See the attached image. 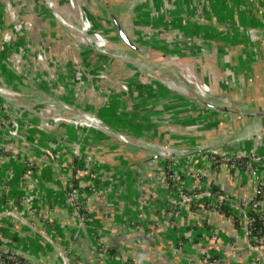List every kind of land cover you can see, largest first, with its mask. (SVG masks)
Listing matches in <instances>:
<instances>
[{
	"label": "crops",
	"instance_id": "obj_1",
	"mask_svg": "<svg viewBox=\"0 0 264 264\" xmlns=\"http://www.w3.org/2000/svg\"><path fill=\"white\" fill-rule=\"evenodd\" d=\"M57 1L65 2L60 11L64 17L81 23L77 8L73 10L68 0ZM81 2L88 9L96 1ZM133 3L134 0H110L99 7L98 14L89 16L104 33L115 29L109 18L111 13L122 19L132 12L125 18L127 31L131 37L135 32L140 34L145 43L143 54H148L152 62L131 58L144 70L159 76L160 81L151 87H157V92L150 94L145 89L135 110H130L128 100L119 94L107 95L108 80H100L97 86L100 93L108 96L107 105L102 107L100 93H92L86 99L88 113L98 114L106 126L132 139L138 137L136 141L150 147L162 143L176 149L215 147L213 151L235 155L238 158L234 162L212 163L206 157L209 151L196 153L181 158V162L198 160L194 169L186 170L176 164L173 170L178 172L187 191L204 200L210 193L218 192L240 204L258 199L264 210V163L250 157L257 146L255 137L227 142L237 129L248 124L251 130L257 127L264 138V118L228 115L204 105V100H209L232 109L264 111V43L259 42L264 35V0H202L201 13L189 0H179L174 5L169 0H138L131 11ZM157 8H165L169 17L167 22L160 19V24L196 33L204 41L205 51L192 56L163 40L147 38L146 24ZM109 38L120 40L118 34ZM62 44L60 48H64ZM89 46L84 45L82 52L84 64L91 67L99 55ZM59 53L62 55L57 56V69L53 71L67 69L63 74L68 77L67 66H61L67 53L64 49ZM128 55L133 56L132 52L120 51L121 57L130 58ZM101 59L111 60L107 56ZM40 63L33 62L37 66ZM40 73L41 70L36 71V79ZM5 76L0 73V84L20 92L36 90L45 97L43 92L48 88L36 85V79ZM119 79L127 81L125 77ZM130 80L146 82L136 76ZM225 80L231 81L229 86ZM204 82L209 83V92L200 87ZM4 92L6 95L0 92L1 253L14 251L28 264H61L58 249L35 232L29 222L44 231L63 253H68L70 264H248L253 258L264 264V248L258 252L250 249V242L256 241L248 237L244 215L232 216L196 202L181 204L180 213L174 218L163 213L164 194L152 198L149 179L167 161L148 160V152L127 146L108 134L98 137L95 130L49 120L46 127L52 140L34 126L21 128V137H11L9 125L2 118L10 115L9 102L15 99L10 91ZM21 94H17L19 100L24 98ZM163 114L176 120L173 128L182 135L169 134ZM32 117L34 124L40 120L36 113ZM188 138L192 139L189 146L182 143ZM77 143H81L84 163L73 155ZM49 145L56 155L45 153ZM256 152L264 156V139ZM89 158L103 163L105 168L104 181L96 191L91 186L93 175L88 174L85 166ZM68 180L80 187L92 222L90 228H80L76 211L66 201L64 189ZM8 212L17 214H5Z\"/></svg>",
	"mask_w": 264,
	"mask_h": 264
},
{
	"label": "built area",
	"instance_id": "obj_2",
	"mask_svg": "<svg viewBox=\"0 0 264 264\" xmlns=\"http://www.w3.org/2000/svg\"><path fill=\"white\" fill-rule=\"evenodd\" d=\"M96 1L95 4H92L89 6V8L92 10L94 7H103L104 5L106 6L109 0H94ZM138 0H134V3L132 4V8L135 4V2ZM179 0H169L170 5H174L177 3ZM190 3L194 6L195 10L197 13L202 12V3L201 0H189ZM70 5L73 8H77V11L80 14V19L81 23L80 24H75L71 22L70 20L64 18L63 15L58 14L57 9L55 8V3L52 0H49V3L51 6L49 7L50 9H53L52 11L49 9V14H53L56 18H58L59 22L68 30L70 31L72 35V40L75 42V37L77 33L81 35V37H86L89 33L93 35V46H96L97 48L105 47L107 43L109 42V36H106L101 33L93 21L90 19L88 9L81 4L80 0H68ZM47 7V6H46ZM163 20L164 22H167L169 17L166 16V10L165 8H157L155 9L151 16L149 21L147 22L146 32H144L145 36H148L149 38H156L165 41V43L169 46L172 47H177L181 48L185 53H188L192 56L197 55L199 52L205 51V43L202 39H200L196 33H190L188 31L184 30H179L176 28L171 27L170 24L166 23L165 25H162L159 23V20ZM15 27V33L10 32L3 38V44L5 46L3 52H4V57L6 59L5 63L7 66H9V70L11 73L13 71H16L12 69L10 66L17 67L18 69L20 68V64L25 65V67H32L30 65L29 60L31 59L30 53H35V60L36 61H42L45 55V50L44 51H32L31 49V43L30 38L27 37L24 38V40L18 41L16 36L19 31V27ZM26 32H30L31 26L29 25V22L26 21V25L22 27ZM77 32V33H76ZM76 34V35H75ZM79 35V36H80ZM140 36V35H139ZM136 37L134 39L136 42L143 43L140 39V37ZM264 43V35H262L259 38V42ZM76 43V42H75ZM145 44V43H143ZM52 63H56L57 60H52ZM67 63V61H66ZM78 64L79 61L75 58L73 59L72 62H68V67L70 64V70L72 72H68V77L65 79L66 81H62L59 78H55L54 75L50 77V75L41 70L40 76L36 79L38 85H46L50 94L53 95V97L48 98V101L50 103H55L56 99L61 100V98H66V96H69V93L73 94V107L77 106L79 103L80 97L83 95L82 91V86H86L87 84H84V78L87 76L88 79V85L92 84V89L95 91L94 85L96 84V87L98 82L100 80H108L107 75L104 73V71H100L95 68L96 72L88 70L85 66V68H81L79 70L74 69V64ZM67 65V64H66ZM135 71V75L138 79H142L144 76H147L151 79L150 83L144 82L141 83L139 82H133L131 80H125V81H116L114 84H111V87L109 86L108 92L106 93L108 95H115L119 94L123 98L128 100L129 109H134L136 108V103L140 97H142L145 93V89H148L149 93H154L157 92V87L152 89L153 83L160 81L159 79H156L152 77L149 73H144L138 64V62L132 61L130 64ZM94 69V68H93ZM92 71V72H91ZM141 71L143 74H141ZM14 74V73H13ZM28 75L29 74H25ZM61 83H64L66 87H63L60 85ZM73 87L70 88V86ZM231 83L230 80H225V84L229 86ZM198 84V83H196ZM202 85V86H201ZM200 85V87L203 88L204 91L209 92L210 91V86L209 83L204 82ZM55 87V88H53ZM67 88V89H66ZM151 89V90H150ZM2 90L0 89V92ZM96 92V91H95ZM55 99V100H53ZM36 101V100H35ZM70 101V100H69ZM28 104H24L21 106H18L15 101L9 102L10 107V115L5 119L2 118V121L7 123L9 125V134L11 137L13 136H23L21 132V128L29 129L32 128L33 126L36 127L40 132H44L45 135L50 139H54L51 137V133L48 132L47 130V123L46 120H49L51 122H54L55 124H72L75 125L76 127H82L85 130H95L96 134L98 137H100L103 134H108L114 138L120 139L118 135H116L110 127L106 126L102 120V118L98 114H93L92 116L97 118L96 120H90L86 118L85 116H80L78 114L72 113L71 106H66L65 108H57L56 106L54 107L53 104L50 103H42L40 102H33V100L30 99L28 101ZM107 105V102L104 101L102 107ZM78 112L85 113L87 115H91L88 113V109L86 108H77L76 109ZM36 112L39 114L40 120L37 121L35 124L31 121L32 120V112ZM71 114V116H70ZM164 115V114H163ZM163 123L168 125V131L171 135H176V130L173 128L175 125H177L176 120H174L172 117L169 115H164L163 117ZM163 124V125H164ZM162 126V125H161ZM196 129V126L193 127ZM119 133L123 136H125L128 139H132L131 136L126 135L122 132L119 131ZM255 139L257 142V146L253 148V151L250 153V157L253 159H256L258 161H263L264 163V156L259 155L256 151L258 150V147H260L263 143V134L261 132L255 133ZM138 144L145 145L150 147L148 144H142L139 141L138 137L135 139H132ZM191 139L188 138L186 140H183L182 143H185L186 145H190ZM193 147V145L191 146ZM157 149L161 150H172V151H188L191 150V148H182V149H176L171 145L167 144H159L156 147ZM194 148V147H193ZM197 148V147H196ZM195 149V148H194ZM45 153L48 155H56L55 150L53 149L52 145H49ZM258 155V156H251V155ZM73 155L74 157H77L79 160H81L83 163V153H82V147L81 143H77L74 147L73 150ZM207 159L211 161L212 163H218V162H234V160H237L238 157L235 155H230L227 153H222V152H217V151H209L206 155ZM164 162L163 165H159V168L156 169L154 174L150 177V190H149V195L154 198L156 197L159 193L163 192V196L165 198V209L163 210V213L170 217L174 218L176 217L179 213V206L181 204H188L192 202H196L197 204H201L204 206L211 207L213 209H219L222 210L224 207V210L228 212V214H231L232 216L236 214H242L245 216L247 219V234L248 237L253 235L252 234V228L251 224L254 221V217L252 216V213L255 212L260 215L261 219L264 220V210L259 207V201L258 199H254L252 203L250 204H240L238 202H235L234 199H232L230 196L223 194V193H218V192H212L209 194L208 197L205 196V200L203 197H199V194H194L193 192H189L186 189V186L183 181H181L179 177L178 172H175L173 170L174 165L180 164L185 168L186 170L189 169H194L196 165L198 164V160H185L181 162V158H161ZM161 159H158L161 161ZM157 160V161H158ZM88 162V164H87ZM200 162V161H199ZM103 164V163H102ZM101 164L99 161H95L93 158H89L88 161H85V166H88V174H91V186H93L94 191H96L97 187L101 186V181H104V174L103 170L105 169L104 166ZM260 189L263 190V187H260ZM65 194H66V201L67 203L73 208L74 211H76V214L78 218L80 219V228L83 227H88L90 228L91 225V218L89 214L86 212V207H85V201L81 197V192H80V187L76 185V183L72 180H68L66 185H65ZM208 198V199H206ZM201 199V200H200ZM144 205V204H142ZM46 221V220H44ZM148 226V225H146ZM264 234V233H263ZM0 236H2V233L0 232ZM1 239V238H0ZM264 248V244H259V243H253L252 241L250 242V249L252 252H258ZM66 257L69 260L68 253H65ZM0 264H28V263H23L19 257L18 254L14 251H7L5 253L0 252ZM61 264H66L64 260H62ZM248 264H258L257 260L255 258L251 259Z\"/></svg>",
	"mask_w": 264,
	"mask_h": 264
},
{
	"label": "rangeland",
	"instance_id": "obj_3",
	"mask_svg": "<svg viewBox=\"0 0 264 264\" xmlns=\"http://www.w3.org/2000/svg\"><path fill=\"white\" fill-rule=\"evenodd\" d=\"M55 3V8L59 9V13L61 14V10L62 9L61 5H63L65 2L62 1L61 3H58L57 0H52ZM81 1V0H80ZM110 2V0L108 1V3ZM202 3V0H201ZM81 4H83L81 2ZM51 6V4L49 3V0H0V73L3 76H12L13 78H17V79H26L27 81H32L33 79H36V71L38 70H42L47 72L50 77H52V75H54L55 78H59L62 81H66L65 78H67L63 73L66 74L67 69L65 71H61V70H54L57 69V65L58 63H52V60H57V56L58 55H62L61 53H59L62 49H64L67 53V56L65 55V58L67 60H65L64 62H62V65H65L68 68V72H72L70 70V64L68 67V62H72L73 59H77L79 61V63L74 64V69L75 70H79L81 68H87V72L88 70L94 71V73L96 72L95 68L100 70V71H104V73L107 75L108 77V85L111 87V83L113 82V84L116 81H125V80H120L119 78H126L127 80H130L133 78V76L135 75L134 73V69L129 66L128 64H130L133 59H139V62L142 63H151V57L148 54H133V56L128 55L130 58H124L120 56V51H129L132 52L124 43L121 42V40L116 41L113 39H110V36H114L117 35V31L114 29V31L111 30H107L106 32H102L104 35L106 34L107 36H109L108 38L110 39V41L107 43V45L105 47H101V48H97L96 46H93V44H91V42L93 43V35L91 33H89L86 37H81V35L79 33H77L76 37H75V42L71 39L72 37V33L70 31H68L58 20V18H56L53 14V9H50L49 7ZM84 5V4H83ZM47 6V7H46ZM49 6V7H48ZM52 11L53 14H49V9ZM73 9V7H72ZM98 9L99 7H94L92 10L88 9L89 13H95L98 14ZM75 10V9H73ZM77 10V9H76ZM132 12L127 13V16L125 15L124 17H120L121 21H124L125 27L126 29H128V24L126 23L127 20L125 18H127L128 16H131ZM62 15V14H61ZM66 18V17H64ZM111 18V17H109ZM124 18V19H123ZM67 19V18H66ZM70 19V18H69ZM53 20L56 21V23H53ZM26 21L29 22V25L31 26V30L30 32H26L22 27L24 25H26ZM70 21H72L70 19ZM53 23V24H52ZM19 27V31L17 33V40L18 41H23L25 37H27V41L28 38H30V42L32 45V51H44L45 50V55L42 61H36L35 60V53H30L31 59L29 60L30 65H32V67H25V65L20 64V68L18 69L17 67L14 66H10L12 69L16 70L13 71V73L10 72L9 70V66H7V64L5 63L6 59L4 57V44H3V38L9 34L10 32L15 33V27ZM107 26V25H106ZM144 28V27H143ZM147 26L145 27L146 30ZM144 30V32H145ZM148 30H146L147 32ZM80 35V36H79ZM105 35V36H106ZM140 35V34H139ZM138 36V35H136ZM59 37V38H58ZM147 38H149L148 36H146ZM26 39V38H25ZM63 43V44H62ZM61 44L64 45V48H60ZM139 44L145 45L143 43ZM85 46H92L95 53H97L98 59L96 63H94L91 67L87 66L84 64L85 60L83 58V48ZM89 46V47H90ZM92 51V50H91ZM110 57L111 60H109L110 62H105L104 60L101 59V57ZM41 62L38 66L34 65L33 62ZM67 61V63H66ZM45 64V66L43 67L42 65ZM141 67V66H140ZM50 68V69H48ZM94 68V69H93ZM142 71L144 73H149L150 75H152V77L159 79L158 75H154V73H151L150 71H146L144 70V68H141ZM91 71V72H92ZM141 71V74H143V72ZM29 74L25 75V74ZM114 73V74H112ZM127 75H129L128 77H126ZM5 76V77H6ZM62 76V78H61ZM39 76H37L38 78ZM146 80L147 83H150L151 79L147 76H144L142 78V80ZM36 81V80H35ZM107 81V79H106ZM110 81V82H109ZM110 83V84H109ZM73 84V83H72ZM84 84H87L86 86H82V91H83V95L80 97V99L78 100L82 105L79 106L77 104L76 108L75 106L73 107V102H75L74 100L71 102L69 101L71 98H73V94L69 93V96H66V98H61V100L59 99H53L55 100V104L57 105L58 108H62V107H66V106H71L73 107L74 110H76L77 108H86L87 109V98L93 93L98 95L99 92V87H96V85H94L95 87V91H93L92 89V84L88 85V79L87 76H85L84 78ZM36 85H38V83L36 82ZM60 85L63 87H66V85L64 83L60 82ZM154 86V85H153ZM73 87L74 84L72 86H70V88H72L73 91ZM0 88H3L1 93L3 95H6L4 91H10V93L13 95V98L15 99V103H17L18 106L24 105V104H28L31 100H33V102H40L42 101V103L46 104V103H50L48 101V98L53 97V95L50 94L49 90L46 89L45 93V97H41L38 92H36V90H27L25 92H20V91H15L14 89L12 90V88L0 84ZM40 89H42L39 86ZM55 88V87H53ZM67 89V88H66ZM30 91V92H29ZM41 91V90H40ZM27 92V93H26ZM42 92V91H41ZM74 92V91H73ZM22 93V94H21ZM109 93V92H107ZM17 94H21L22 97H24L23 99L19 100L17 97ZM108 95V94H107ZM106 94L100 93V97L103 98L102 101V105L104 103V101L106 102L107 96ZM36 100V101H35ZM36 112H32L31 116L33 114H35ZM36 116L39 117V114L36 113ZM71 116V114H70ZM258 130L257 127H253L252 130L250 131V134H247L245 136H243V138H245L246 136H248L249 138H253L255 137V132ZM253 133V134H252ZM247 137V138H248ZM264 139L263 137L261 138V140Z\"/></svg>",
	"mask_w": 264,
	"mask_h": 264
},
{
	"label": "water",
	"instance_id": "obj_4",
	"mask_svg": "<svg viewBox=\"0 0 264 264\" xmlns=\"http://www.w3.org/2000/svg\"><path fill=\"white\" fill-rule=\"evenodd\" d=\"M112 23L114 25V28L116 29L119 39L121 40L122 43H124L131 51L132 54H143V47L136 42L131 35L128 33L124 22L121 21L119 15L111 13L110 14ZM96 49V48H94ZM1 90L3 88H0ZM204 105L207 106L208 108H211L213 110L216 111H222L226 114H230V115H239L242 117H249L251 119H257V118H264V111H243L240 109H232L230 107H228L227 105H223V104H217L214 102H211L209 100H204ZM72 113L78 114L80 116H85L86 118L90 119V120H96L97 118L93 117L92 115H87L85 113H81L78 112L77 110L74 109H70ZM110 129L120 137V141H122L125 145L127 146H131L134 148H138L140 150L146 151L149 153V159L148 160H157L160 158H183V157H188L191 155H195L196 153H201V152H206V151H212L215 147H207V148H203V147H198L195 149H191L188 151H172V150H161V149H157L154 147H148L145 145H141L138 144L137 142H135L132 139H128L125 136L121 135L119 133V131L113 129L110 127ZM251 131L250 128V124L245 125L240 127L239 129H237L236 132H234L230 138L227 140V142H231L234 141L236 139H239L240 137H243L245 135H247L249 132ZM258 130L255 131V133H257ZM260 147H258L259 149ZM253 156H258V155H251ZM3 214V213H2ZM5 214H13L16 215L17 213L15 212H8ZM27 224L35 231L37 232L39 235H41L46 241H48L51 245H53L55 248L58 249V251L60 252L61 256H62V260H64L66 262V264H70L68 258L66 257L65 253L62 252L61 249H59L57 247V245L54 243V241L42 230H40L39 228L35 227L33 224L27 222Z\"/></svg>",
	"mask_w": 264,
	"mask_h": 264
},
{
	"label": "trees",
	"instance_id": "obj_5",
	"mask_svg": "<svg viewBox=\"0 0 264 264\" xmlns=\"http://www.w3.org/2000/svg\"><path fill=\"white\" fill-rule=\"evenodd\" d=\"M176 132H177L176 136L182 135V132H179V131H176ZM140 133H141V131H140ZM222 210H224V207L222 208ZM252 216L254 217V221L251 224V228L253 231L252 232L253 235L251 236V238H253L254 241H256L259 244H264V234H263L264 233V220L261 219L260 215L255 213V212L252 213ZM19 259L22 260L20 257H19Z\"/></svg>",
	"mask_w": 264,
	"mask_h": 264
},
{
	"label": "bare ground",
	"instance_id": "obj_6",
	"mask_svg": "<svg viewBox=\"0 0 264 264\" xmlns=\"http://www.w3.org/2000/svg\"><path fill=\"white\" fill-rule=\"evenodd\" d=\"M90 1V0H89ZM88 2V1H87ZM89 9V8H88ZM93 13V12H92ZM96 13V12H95ZM94 14V13H93ZM98 22V21H97ZM137 25V24H136ZM128 28V27H127ZM129 29V28H128ZM138 30V29H137ZM136 30V31H137ZM136 33V32H135ZM135 33H133L132 34V37H135V36H133ZM136 35V34H135ZM136 38V37H135ZM72 39V38H71ZM212 54V53H211ZM207 55V54H206ZM201 57V56H200ZM212 60V59H211ZM202 62V61H201ZM209 67V66H208ZM211 69V68H210ZM220 69V68H219ZM149 70V69H148ZM224 73V72H223ZM228 74H229V72H227ZM216 74V73H215ZM209 75V74H208ZM222 75V74H221ZM203 76H205V75H203ZM215 76V75H214ZM217 76V75H216ZM215 76V77H216ZM223 76V75H222ZM214 77V78H215ZM230 77V76H229ZM210 79V78H209ZM224 79V78H223ZM219 81V80H218ZM213 85V84H212ZM216 85V84H215ZM218 85H219V83H218ZM237 85V84H236ZM243 85V84H242ZM233 86H235V85H233ZM239 86V85H238ZM245 86V85H244ZM247 87V86H246ZM220 88H221V85H220ZM253 88H255V87H253ZM226 89V88H225ZM252 89V88H251ZM253 90H256V89H253ZM206 127V126H205ZM67 128V127H66ZM163 128V127H162ZM217 128V127H216ZM74 129V128H73ZM188 130V129H187ZM208 130V129H207ZM76 131V130H75ZM212 131V130H211ZM198 132V131H197ZM218 132V131H217ZM189 133V132H188ZM204 133H206V132H204ZM88 134V133H87ZM183 134V133H182ZM218 135V134H217ZM201 135H199L198 137H200ZM191 138V137H190ZM194 139V138H193ZM192 140V139H191ZM174 141V140H173ZM176 141V140H175ZM177 143V142H176Z\"/></svg>",
	"mask_w": 264,
	"mask_h": 264
}]
</instances>
